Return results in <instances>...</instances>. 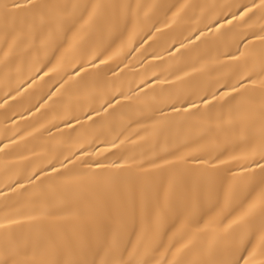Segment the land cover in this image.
<instances>
[{
	"label": "bare ground",
	"instance_id": "6f19581e",
	"mask_svg": "<svg viewBox=\"0 0 264 264\" xmlns=\"http://www.w3.org/2000/svg\"><path fill=\"white\" fill-rule=\"evenodd\" d=\"M253 253L262 0H0V264Z\"/></svg>",
	"mask_w": 264,
	"mask_h": 264
},
{
	"label": "snow or ice",
	"instance_id": "6c2138e0",
	"mask_svg": "<svg viewBox=\"0 0 264 264\" xmlns=\"http://www.w3.org/2000/svg\"><path fill=\"white\" fill-rule=\"evenodd\" d=\"M262 3H264V0H262ZM254 257L255 253L251 254L250 259L245 260L244 264H256ZM259 264H264V260L259 261Z\"/></svg>",
	"mask_w": 264,
	"mask_h": 264
}]
</instances>
